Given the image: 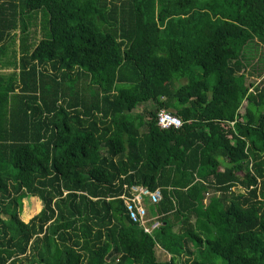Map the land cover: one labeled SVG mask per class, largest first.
<instances>
[{"label":"trees","instance_id":"1","mask_svg":"<svg viewBox=\"0 0 264 264\" xmlns=\"http://www.w3.org/2000/svg\"><path fill=\"white\" fill-rule=\"evenodd\" d=\"M263 46L264 0H0V264H264Z\"/></svg>","mask_w":264,"mask_h":264},{"label":"built area","instance_id":"2","mask_svg":"<svg viewBox=\"0 0 264 264\" xmlns=\"http://www.w3.org/2000/svg\"><path fill=\"white\" fill-rule=\"evenodd\" d=\"M157 121L162 129H178L183 126L181 118L164 110L159 112ZM119 198L124 201L129 219L143 228L145 232L152 234L162 225L159 217L151 216L149 212L150 206L157 205L162 201L161 188L151 190L144 185H125L124 192Z\"/></svg>","mask_w":264,"mask_h":264},{"label":"rangeland","instance_id":"3","mask_svg":"<svg viewBox=\"0 0 264 264\" xmlns=\"http://www.w3.org/2000/svg\"><path fill=\"white\" fill-rule=\"evenodd\" d=\"M34 31H36L37 34ZM32 32H34L37 35L38 39H41L42 33L40 31H38L36 28H32ZM16 42H17L16 45H10L9 46V48H10L9 54H12V50L14 48L19 49V38H17ZM262 50H264V46H263ZM13 71H14V69L11 67L10 68L5 67V68L0 69V73H2V74H9ZM246 74L248 75L246 78L247 84L255 83V82L258 84H261L263 82L262 79H263L264 71L262 72V75H259L258 73H255L253 75H251L250 73H246ZM253 90L254 89H252L251 91H253ZM146 107H150L148 103L145 104L144 106H139L135 110V112L136 113L142 112L144 110V108H146ZM142 130L145 131V128H143ZM38 200H39L38 198L30 196L28 199H26V201H24V203H23L24 209H23V212L21 213V218L25 222H29L31 220V218L34 217L35 215H37L41 211V209L43 208L42 202H41L40 206L37 205ZM158 255L161 257L162 260H167L171 257L166 251H164L161 248L158 249Z\"/></svg>","mask_w":264,"mask_h":264},{"label":"crops","instance_id":"4","mask_svg":"<svg viewBox=\"0 0 264 264\" xmlns=\"http://www.w3.org/2000/svg\"><path fill=\"white\" fill-rule=\"evenodd\" d=\"M221 170H223V167H221ZM234 191H236L237 193H244V190L242 188H237Z\"/></svg>","mask_w":264,"mask_h":264}]
</instances>
